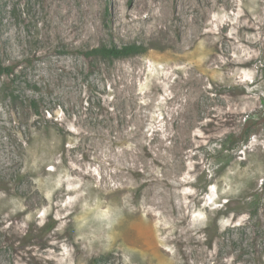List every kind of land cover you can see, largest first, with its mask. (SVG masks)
I'll return each instance as SVG.
<instances>
[{"label": "rangeland", "instance_id": "obj_1", "mask_svg": "<svg viewBox=\"0 0 264 264\" xmlns=\"http://www.w3.org/2000/svg\"><path fill=\"white\" fill-rule=\"evenodd\" d=\"M0 66V264H264V0H0Z\"/></svg>", "mask_w": 264, "mask_h": 264}, {"label": "trees", "instance_id": "obj_2", "mask_svg": "<svg viewBox=\"0 0 264 264\" xmlns=\"http://www.w3.org/2000/svg\"><path fill=\"white\" fill-rule=\"evenodd\" d=\"M146 51H147L146 46L134 42V43H129V44L122 45V46H118L116 44L101 45V46H97L95 48L86 50L83 53L87 57L99 56L102 58L114 59V58L130 56V55H134L138 53H143ZM5 69H6L5 67L0 66V71L5 70ZM33 103H35V101H33ZM245 120L247 121V124L242 134L244 136V141H247L246 139L250 136L251 125L255 124V116L247 117ZM228 136H229V139L235 143V140H233V137H235V135L232 134Z\"/></svg>", "mask_w": 264, "mask_h": 264}, {"label": "bare ground", "instance_id": "obj_3", "mask_svg": "<svg viewBox=\"0 0 264 264\" xmlns=\"http://www.w3.org/2000/svg\"><path fill=\"white\" fill-rule=\"evenodd\" d=\"M89 31H90V30H89ZM89 31H88V32H89ZM238 106H239V105H238ZM240 106H241V105H240ZM104 179H105V178H104ZM107 205H109V204H107ZM108 209H109V206H108ZM116 209H117V208H116ZM110 210H111V209H110ZM112 210H113V209H112ZM112 210H111V211H112ZM113 211H114V210H113ZM104 213H105V212H104ZM113 213H114V212H113ZM116 213H118L117 210H116V212H115L114 214H116ZM103 216H104V215H103ZM105 217H106V216H105ZM115 217L117 218L116 215H115ZM103 218H104V217H103ZM112 218H113V217H112ZM116 218H115V219H116ZM106 219H107V218H106ZM104 220H105V219H104ZM116 220H117V219H116ZM108 221H109V220H108ZM118 221H119V220H118ZM108 223H110V222H108ZM117 223H119V222H117ZM120 224H123V223H120ZM112 226H113V225H112ZM119 226H120V225H119ZM109 227H110V226H109ZM120 227H122V226H120ZM110 229H112V228L110 227ZM118 231H119V230H118ZM114 232H117V230L114 231Z\"/></svg>", "mask_w": 264, "mask_h": 264}]
</instances>
